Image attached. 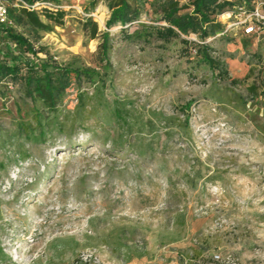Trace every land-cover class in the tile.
Masks as SVG:
<instances>
[{"label": "rangeland", "instance_id": "374dc122", "mask_svg": "<svg viewBox=\"0 0 264 264\" xmlns=\"http://www.w3.org/2000/svg\"><path fill=\"white\" fill-rule=\"evenodd\" d=\"M38 1L63 11L61 25L35 39L11 27L95 73L54 110L0 82V264H264V97L250 89L264 41L206 39L227 69L217 79L191 43L106 28L109 0ZM143 9L128 32L150 19Z\"/></svg>", "mask_w": 264, "mask_h": 264}, {"label": "trees", "instance_id": "16d2710c", "mask_svg": "<svg viewBox=\"0 0 264 264\" xmlns=\"http://www.w3.org/2000/svg\"><path fill=\"white\" fill-rule=\"evenodd\" d=\"M145 4L150 9V19L147 23H138L136 28L128 32L126 27L132 21L138 20L141 12L147 14L143 9ZM231 6L232 3L227 0H109L108 16L104 25L106 28L119 26V31L127 40L142 35L145 38L152 37L161 41L179 38L184 44L191 43L193 58L207 65L217 79H223L227 78L226 66L218 58L211 56L213 49L210 41L206 39L218 35L222 30L223 25L217 21V16ZM40 11L44 20L40 19L35 11L8 8L7 13L15 26L27 25L31 36L35 39L38 30L48 31L52 25H61L64 14L60 8H43ZM223 14L226 13L220 16ZM83 22L84 30L86 25H89L86 37H95L98 33L96 23L91 17L85 18ZM142 29L144 30L141 32ZM190 34L196 36L197 40L192 39L195 42L184 39ZM99 37V54L105 59L110 46L108 31H101ZM22 52L26 55L21 57ZM261 64L262 76L259 83L255 87L251 86L250 89L264 97V58ZM94 73L95 71L90 67H69L56 63L41 47L35 49L33 41L28 37L16 32L11 26L0 25V82L5 79L11 81L18 79L22 95L32 102L36 101L48 110H54L61 103L67 88L72 85L78 88L82 81L91 80ZM236 80L231 78L229 82L235 83Z\"/></svg>", "mask_w": 264, "mask_h": 264}, {"label": "built area", "instance_id": "2783aa9c", "mask_svg": "<svg viewBox=\"0 0 264 264\" xmlns=\"http://www.w3.org/2000/svg\"><path fill=\"white\" fill-rule=\"evenodd\" d=\"M232 3V6L224 9L222 13H226L227 16L222 19V30L218 33L226 34L229 30L235 29L237 33L244 37L252 38L256 41H264V0H227ZM41 5V6H39ZM8 8L23 9L25 11L41 10V8H58L57 5L49 7L48 5L38 0L32 2L26 0H0V25L12 26V21L8 17ZM221 22V21H220ZM201 43V41H197ZM92 261L96 260L95 256L88 254L87 256L79 255L77 257V263L88 259ZM218 255H213L209 264H236L231 258L226 257L225 261L219 262Z\"/></svg>", "mask_w": 264, "mask_h": 264}, {"label": "bare ground", "instance_id": "6f19581e", "mask_svg": "<svg viewBox=\"0 0 264 264\" xmlns=\"http://www.w3.org/2000/svg\"><path fill=\"white\" fill-rule=\"evenodd\" d=\"M227 15V14H226ZM224 15H222L221 17H223ZM225 18V17H224Z\"/></svg>", "mask_w": 264, "mask_h": 264}]
</instances>
